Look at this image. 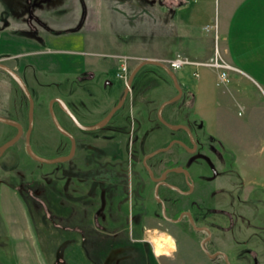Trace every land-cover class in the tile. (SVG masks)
<instances>
[{"label": "flooded vegetation", "instance_id": "obj_1", "mask_svg": "<svg viewBox=\"0 0 264 264\" xmlns=\"http://www.w3.org/2000/svg\"><path fill=\"white\" fill-rule=\"evenodd\" d=\"M13 1L16 2L6 0L9 9L2 3L0 30H7L12 33L7 36L19 38L20 42L16 46L10 43L11 50L0 52V64L22 79L32 98V120L28 96L0 68V117L21 126L20 131L0 122L4 127L0 146L20 136L0 154V172L8 177L9 173L24 170L23 163L11 161V150L16 148L25 159L56 166L59 183L46 179L34 187L32 179L20 177L16 183L0 177V228L7 229L1 200L14 193L23 201H40L43 216L60 218L63 223L70 221L65 218H71L75 222L71 232L79 237H74L77 246L88 234L91 264H161L162 256H171L172 264H206L204 258L210 264H243L246 257L250 264L264 262V239L251 237L257 235L251 231L258 227L256 222L259 225L264 220V207L259 208L263 194L257 198V189H253L244 197L240 173L234 168L235 153L218 140L212 142L215 137L199 134L200 122L193 124L191 119L193 98L182 101L191 91L180 85L181 97L164 108L162 117L167 123L186 128L170 129L160 121L158 110L163 102L178 95L174 85V95L157 108L151 105L159 101L152 96L159 89L157 85H135L133 80L131 85L127 81L125 85H94L90 72L75 76L77 85H32L25 77L30 69L27 61L33 54L32 45L44 49L52 45L46 34L59 39L61 34L82 31L86 0L79 1L82 12L74 27L65 32L54 30L45 17L35 13L47 9L51 0H24V17L13 16ZM129 1L132 0L121 2ZM2 32L0 47L5 38ZM56 44L73 46L68 40H58ZM41 89L52 96H38ZM53 115L72 139L57 129ZM40 119L56 131V141L38 128ZM162 128L168 135L163 143ZM203 134L207 141L199 139ZM27 141L32 151L44 159L66 157L74 146L73 155L57 163L40 162L28 153ZM32 142L42 153L32 148ZM53 202H57L56 210L48 208ZM153 230L170 239L160 254L155 242L145 236ZM185 237L196 243L194 249L182 240ZM225 237L232 245L229 249L221 245ZM69 238L61 237L63 241ZM240 243L251 244V248L239 251L235 247ZM11 245L14 254L6 258L9 264L17 262L15 241L11 234L0 235V256L10 254Z\"/></svg>", "mask_w": 264, "mask_h": 264}, {"label": "crops", "instance_id": "obj_2", "mask_svg": "<svg viewBox=\"0 0 264 264\" xmlns=\"http://www.w3.org/2000/svg\"><path fill=\"white\" fill-rule=\"evenodd\" d=\"M181 4L172 16H167L165 7H143L134 0H86L85 28L73 34L79 37L77 44L73 39V46L64 48L55 45L57 41L50 37L48 41H52V45H46L44 49L32 45L33 54L27 61L30 81L33 75H37L50 85L69 84L71 77L90 72L94 85H114L115 81L118 85H125L119 76L123 64L127 67L128 79L145 60L168 64L180 57L190 62L176 69V75L180 85L193 94L191 119L193 124L200 122L202 129L198 132L215 138L238 137L240 132L234 130L220 96L212 101L210 113L203 107L197 110L199 89L190 82L184 67L205 66L217 56L234 68L228 73L231 85H259L264 89V0H181ZM214 5L218 13L216 19L209 13ZM199 22V26L203 24V30L211 36L200 38L196 30ZM14 26L17 27L18 23ZM140 72L145 76L143 83L146 75L152 72H160L162 76L167 74L159 66L144 65L133 79L135 85H142L136 82ZM163 85L169 83L164 79ZM229 92L232 96L231 88ZM3 128L0 124V131ZM38 128L55 137L56 131L45 119H40ZM259 188H254L257 189V198ZM1 206L19 258L21 250L17 245H24L30 239L34 241L33 217L24 201L15 194L2 198ZM243 264H250V259L246 257Z\"/></svg>", "mask_w": 264, "mask_h": 264}, {"label": "rangeland", "instance_id": "obj_3", "mask_svg": "<svg viewBox=\"0 0 264 264\" xmlns=\"http://www.w3.org/2000/svg\"><path fill=\"white\" fill-rule=\"evenodd\" d=\"M79 1L80 3H83V0H51V2L47 4V9H44V11H40V9L35 10V13H37L39 16L45 18L47 17L49 25L54 30L57 29L61 32H65L66 30L74 27V25L77 23V19L79 18L80 11L82 12V10L80 9ZM2 3L5 4L6 8L9 9V5L7 4L6 0H1L0 12L3 10ZM25 4L26 3H24V0H16V2L13 1V16L24 17L23 14H25V12L23 13L22 9L25 7ZM209 13L211 14V18L216 19L218 14L216 5H214V9L209 11ZM199 25L200 22L198 23L196 28L198 33H196L202 40L211 36V33L205 32L203 30V24L201 26ZM1 32L2 31L0 30V33ZM7 32V30L2 32L5 38H3L4 41L2 42L0 50H11L13 46L10 43L13 44L14 42L15 44L13 45L16 46V43L20 42L19 38H12L7 36ZM41 33L44 34L45 32L42 31ZM73 34L74 33H64L61 34V38L55 40H79V37L73 36ZM46 36L47 39H50L48 35ZM9 44L11 46H9ZM63 47L70 48V46L66 44H64ZM124 67H126L124 64L120 67L119 76L126 83L128 72L127 67L125 72L122 71V68ZM184 68L188 71L190 82L195 83V85L193 86L196 89H199L197 110H200L201 107H203V110H205V112L210 113L213 107L212 101L214 100V98L218 96L221 97L223 107L227 110L226 113L231 120L234 130L238 133L240 132V135H238V137L230 138H211V140L212 142L218 140L223 146L235 153L236 160L234 168L240 173V177L243 182V188H245L244 197H247V195L250 193L252 194L254 188L261 187L259 188L258 194H263L261 195V198H263V204L262 207H259L262 209L264 207V89H262V87H260L259 85H231L230 81L221 82L218 79L217 70L211 66H186ZM172 69L176 73L177 70L174 68ZM30 76L31 75H25V77L29 78V80ZM38 77L40 76L33 75L31 80L32 85H49V83H45L41 77V80H39ZM144 78L145 76H143V72H140L136 78V82L141 83L142 85H157V87L159 88L157 92L152 94L153 97H157L156 100H158L159 98V101L151 103L152 106L157 108L161 101L174 95V84L167 74H164L162 76L160 72H152L151 75H146V82L144 81L143 83L142 81L144 80ZM71 79V81L69 80L70 85H77L75 84V79L73 77H71ZM164 79L167 83H169V85H163ZM65 84L68 85V83ZM103 85L106 84L103 83ZM114 85H118L116 81L114 82ZM229 88H231L232 96H234V98H232V96L230 95ZM38 96L49 97L52 96V93H47L46 90L42 91L41 89L38 92ZM191 98H193L192 93H190L189 96L185 95L184 99L182 98V101L186 102ZM178 116L183 118L182 114H178ZM161 130V142L163 143L168 139V135L163 128ZM56 136L57 135L55 134V137L52 138L55 141ZM199 139L203 142L207 141V138L204 134ZM3 140L4 138L0 139V142H3ZM37 140L38 138H36V141ZM31 146L35 151L42 153L36 147L34 142H32ZM11 153L14 158L13 160L11 159V161H14L16 164L18 162H20L21 164L23 163L24 165H22V167L25 166V168L24 170H18V172L16 173H9L8 177L5 173L2 174L0 172L1 178L5 176L8 179H13L16 183L18 182L20 177L28 180L32 179L34 187H36L37 185H42L44 183L43 180L46 179H54L55 183H59V173L56 166L40 165L28 158L25 159L23 156L19 155V151H16V148L12 149ZM256 166L257 168H255ZM19 173L26 174L21 175ZM24 203L26 204L28 212L33 217V222L35 223V228L33 230L34 241L32 240L31 242L30 239V241L24 245L21 243L17 245L18 249H20L21 252H19V258H17V262L13 264H91L88 234H85L86 236L83 238L84 241H82L81 245L77 246L74 237H77L78 239L79 237L78 235H74L71 232V229H73L75 223L71 218H65V220L67 219L70 221H67L68 223H63L60 218H48L46 216H43V207L41 206L40 201H36L35 204L30 201H24ZM56 204L57 202H53L48 205V208L56 210ZM256 225L258 227L251 231L256 232L257 235L255 237H251H253V239L262 237L264 239V220H261V223H259V225L258 222H256ZM4 234L8 236L10 235L8 227L7 229H5L4 227L0 228L1 237H3ZM63 235L70 238L67 241H63L61 239ZM145 236L147 238H151L153 242H155V249L159 248L160 245L165 246L170 240L166 236V234L157 232L155 230L145 233ZM50 237L52 238L50 239ZM182 240L187 241L190 244L189 248H191V250L194 249L196 243L194 244L191 239L189 240L185 237V239ZM221 245L225 249H229L232 246L231 243H228L226 237ZM12 248L13 247L11 245V249L9 251L10 254H7L6 256H0V264H9V260H7L6 258H10V255L12 256L14 254ZM235 248L239 251L249 250V248H251V244L243 245L240 243L236 244ZM198 258L201 257L198 256ZM204 261L207 262L206 264H210V262H208L205 258ZM160 263L172 264L174 263V260H172L171 256H162L160 258ZM258 264H264L263 260Z\"/></svg>", "mask_w": 264, "mask_h": 264}, {"label": "water", "instance_id": "obj_4", "mask_svg": "<svg viewBox=\"0 0 264 264\" xmlns=\"http://www.w3.org/2000/svg\"><path fill=\"white\" fill-rule=\"evenodd\" d=\"M155 65V66H159L161 67L166 73L167 75L171 78L175 88L177 89L178 91V95L171 98L170 100H167L165 102H163L160 107H159V110H158V116H159V119L160 121L166 125L167 127H169L170 129H179V128H184L186 129L183 125H171L169 123H167L163 117H162V112L164 110V108L177 101L181 95H182V89L180 87V82L178 80V77L176 75V73L173 71V69L168 66L166 63L162 62V61H158V60H145L143 61L142 63H140L134 70L133 72L131 73L130 77L128 78L127 80V85H131L132 83V80L134 79L136 73L138 72V70L144 66V65ZM0 68L5 70L19 85H21V87L23 88L24 92L26 93V95L28 96L29 100H30V119L32 120V98L28 92V90L26 89L22 79L14 72L12 71L10 68H8L7 66L3 65V64H0ZM123 101V100H122ZM122 101L120 102V104L112 111V113L114 111H116L122 104ZM0 122H3V123H6L8 125H11V126H15L17 127L20 131H21V126L12 121V120H9V119H6V118H2L0 117ZM53 122L55 124V126L57 127V129L63 133H66L71 139V135L68 134V132H66L63 127L59 124V122L57 121V119L55 118V116L53 115ZM20 136H16L14 139H12L11 141L5 143L4 145L0 146V154H2L6 149H8L10 146L14 145L18 140H19ZM73 149H74V146H73ZM73 149H72V152L70 153V155L66 156V157H59V158H55V159H51V160H48V159H44V158H41L39 156H37L31 149L30 145H29V141H27V151L28 153L37 161H40V162H46V163H57V162H60V161H65V160H69L72 155H73ZM166 150L165 149H160L159 151H164ZM157 151V152H159Z\"/></svg>", "mask_w": 264, "mask_h": 264}, {"label": "built area", "instance_id": "obj_5", "mask_svg": "<svg viewBox=\"0 0 264 264\" xmlns=\"http://www.w3.org/2000/svg\"><path fill=\"white\" fill-rule=\"evenodd\" d=\"M208 28V27H207ZM190 64V62L186 59L177 57L176 59H173L168 62V65L174 69H179L185 65ZM207 66L214 67L219 72V80L221 82H228L229 81V71L234 70V68L227 63L223 62L222 60L218 59L217 56H215L213 59H211L208 63H206ZM122 71H126V67L122 68Z\"/></svg>", "mask_w": 264, "mask_h": 264}, {"label": "trees", "instance_id": "obj_6", "mask_svg": "<svg viewBox=\"0 0 264 264\" xmlns=\"http://www.w3.org/2000/svg\"><path fill=\"white\" fill-rule=\"evenodd\" d=\"M125 1V0H118ZM140 5L143 7H165L167 8V16H172L174 12L181 8V0H138Z\"/></svg>", "mask_w": 264, "mask_h": 264}, {"label": "bare ground", "instance_id": "obj_7", "mask_svg": "<svg viewBox=\"0 0 264 264\" xmlns=\"http://www.w3.org/2000/svg\"><path fill=\"white\" fill-rule=\"evenodd\" d=\"M161 247H163V246H162V245H160V246H159V248H156V252H157L158 254H160V253H161V251H162ZM165 250H167V249H165Z\"/></svg>", "mask_w": 264, "mask_h": 264}]
</instances>
